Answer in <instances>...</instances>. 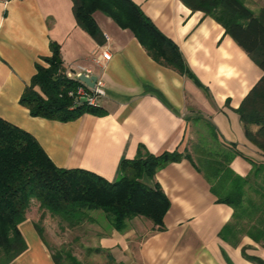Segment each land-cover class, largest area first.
<instances>
[{
  "label": "crops",
  "instance_id": "crops-1",
  "mask_svg": "<svg viewBox=\"0 0 264 264\" xmlns=\"http://www.w3.org/2000/svg\"><path fill=\"white\" fill-rule=\"evenodd\" d=\"M131 1L176 45L193 79L153 61L129 30L100 12L93 17L104 43H96L77 26L71 0H0V118L31 134L57 168L84 169L109 182L118 178L120 162L136 158L140 148L190 155L195 137L193 163L183 158L154 176L169 201L161 231L136 218L119 232L96 213L95 222L65 229L80 231L70 244L81 239L89 255L104 257L99 264H255L244 254L264 263V240L239 231L228 239L221 235L233 210L216 202L194 166L204 146L233 153L229 168L242 178L264 163L236 112L262 70L220 24L179 0ZM51 42L59 46L66 72L81 67L103 81L105 96L97 99L102 115L61 123L31 117L19 104L35 64L50 56ZM104 51L110 59L98 66L94 59ZM42 212L32 200L19 225L26 250L9 264H55L34 227ZM74 257L91 263L80 252Z\"/></svg>",
  "mask_w": 264,
  "mask_h": 264
},
{
  "label": "trees",
  "instance_id": "trees-1",
  "mask_svg": "<svg viewBox=\"0 0 264 264\" xmlns=\"http://www.w3.org/2000/svg\"><path fill=\"white\" fill-rule=\"evenodd\" d=\"M179 1L190 11L201 12L220 24L262 70V77L236 112L246 139L264 155V7L255 13L242 0ZM71 2L77 26L96 43H104L93 17L100 12L129 30L153 61L193 79L176 45L131 0ZM40 60L42 64H35V74L19 99L31 117L65 123L84 114L104 113L69 97L68 92L80 83L66 77L56 43H50V56ZM252 126L257 127L255 132ZM204 147L194 166L204 174L216 202L233 210L232 222L224 226L221 235L228 239L239 231L255 242L264 240V163L253 165L252 173L242 178L229 168L233 153L221 149L207 152ZM183 158L193 163L190 155L178 150L153 155L140 148L136 158L120 162L118 178L109 182L84 169L57 168L31 134L0 118V264L11 263L26 250L19 225L25 221L32 200L43 212L58 218L65 225H61L62 230L93 223L97 218L123 232L129 221L138 218L161 231L169 201L153 179L157 171ZM91 213L98 216L94 218ZM34 227L55 264H82L74 257L73 249L49 245L43 228L38 224ZM244 256L255 264H264Z\"/></svg>",
  "mask_w": 264,
  "mask_h": 264
},
{
  "label": "rangeland",
  "instance_id": "rangeland-1",
  "mask_svg": "<svg viewBox=\"0 0 264 264\" xmlns=\"http://www.w3.org/2000/svg\"><path fill=\"white\" fill-rule=\"evenodd\" d=\"M245 5L251 9L253 12L255 13H259L260 10L264 7V0H242ZM191 145H190V148H189V153L192 157L193 160H196V156L194 154V149H193V146L195 145L196 140H195V137H193V139L191 140ZM194 144V145H193ZM41 210V209H40ZM47 212H42V215H40V217L37 219L36 217L34 218V222L38 225H40L42 228L43 227V222L45 220V216L43 214H45ZM98 215V214H97ZM48 216L47 217V221L49 222V224L45 227L46 230H45V235H46V238L48 240V243L49 245H55L57 248H64L66 251L67 250H72L73 249V252L74 253H78L80 252V254L83 256L86 257V259H90L91 260V263L89 264H99V261L103 260L105 261L104 257H101L100 255H92L90 254L89 255V251H86L84 250V245L82 240L80 239V241L74 243V245L70 244L71 242V239L73 237L77 238V236L80 234V231H75V232H72L71 234H68V232L64 229L62 230L60 227L61 225H63L65 227L64 224H60V220L56 217H53L51 216L49 213L46 215ZM81 236V235H79ZM81 259V262L82 264H88L86 263L82 258Z\"/></svg>",
  "mask_w": 264,
  "mask_h": 264
},
{
  "label": "built area",
  "instance_id": "built-area-1",
  "mask_svg": "<svg viewBox=\"0 0 264 264\" xmlns=\"http://www.w3.org/2000/svg\"><path fill=\"white\" fill-rule=\"evenodd\" d=\"M109 59V52L104 51L94 59V63L98 66H101V61H108ZM81 74H84L86 77L92 76L90 70L81 67H79L75 72L73 71L65 73L67 78L75 80H77V77ZM78 82L80 83V85L77 86L76 89L68 92L69 97H72L78 104L83 103L90 107H97V99L105 96L103 81L96 77V82L93 88L85 86L80 81Z\"/></svg>",
  "mask_w": 264,
  "mask_h": 264
},
{
  "label": "water",
  "instance_id": "water-1",
  "mask_svg": "<svg viewBox=\"0 0 264 264\" xmlns=\"http://www.w3.org/2000/svg\"><path fill=\"white\" fill-rule=\"evenodd\" d=\"M77 80L80 81L81 83H83L85 86H87L89 88H93L94 84L96 82V77L93 75L86 77L84 74H81L77 77Z\"/></svg>",
  "mask_w": 264,
  "mask_h": 264
}]
</instances>
